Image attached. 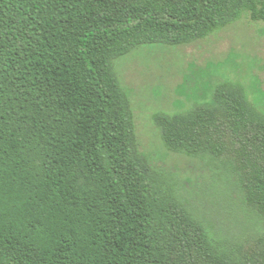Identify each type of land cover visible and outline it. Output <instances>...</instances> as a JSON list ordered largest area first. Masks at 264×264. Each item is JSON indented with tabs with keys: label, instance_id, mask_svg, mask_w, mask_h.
Wrapping results in <instances>:
<instances>
[{
	"label": "trees",
	"instance_id": "trees-1",
	"mask_svg": "<svg viewBox=\"0 0 264 264\" xmlns=\"http://www.w3.org/2000/svg\"><path fill=\"white\" fill-rule=\"evenodd\" d=\"M244 14L264 0H0V264H264V109L224 79L154 116L167 149L237 177L252 221L221 229L141 149L115 67Z\"/></svg>",
	"mask_w": 264,
	"mask_h": 264
},
{
	"label": "rangeland",
	"instance_id": "rangeland-1",
	"mask_svg": "<svg viewBox=\"0 0 264 264\" xmlns=\"http://www.w3.org/2000/svg\"><path fill=\"white\" fill-rule=\"evenodd\" d=\"M115 67L132 101L141 149L177 182L187 202L207 213L218 228L234 230L245 222L247 230L252 215L241 210L237 177L220 162L212 166L202 158L167 149L154 116L188 109L201 99L207 81L224 79L244 84L264 109V22L244 14L189 44L139 47L116 60Z\"/></svg>",
	"mask_w": 264,
	"mask_h": 264
}]
</instances>
